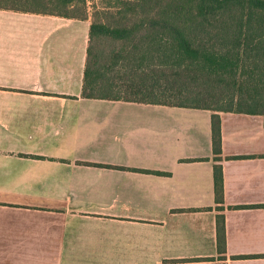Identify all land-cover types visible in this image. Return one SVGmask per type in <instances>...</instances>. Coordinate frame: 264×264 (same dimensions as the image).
I'll use <instances>...</instances> for the list:
<instances>
[{"label":"crops","instance_id":"obj_1","mask_svg":"<svg viewBox=\"0 0 264 264\" xmlns=\"http://www.w3.org/2000/svg\"><path fill=\"white\" fill-rule=\"evenodd\" d=\"M99 2L0 9V264H264V116L82 98Z\"/></svg>","mask_w":264,"mask_h":264},{"label":"trees","instance_id":"obj_2","mask_svg":"<svg viewBox=\"0 0 264 264\" xmlns=\"http://www.w3.org/2000/svg\"><path fill=\"white\" fill-rule=\"evenodd\" d=\"M104 1L92 12L82 98L209 110L219 162L221 113L264 116V0ZM89 8L87 0H0L1 10L84 21ZM214 182L220 205V165ZM217 234L223 256L222 215Z\"/></svg>","mask_w":264,"mask_h":264},{"label":"rangeland","instance_id":"obj_3","mask_svg":"<svg viewBox=\"0 0 264 264\" xmlns=\"http://www.w3.org/2000/svg\"><path fill=\"white\" fill-rule=\"evenodd\" d=\"M89 2L91 3V4H89V6L90 7H92L93 6V0H89ZM104 0H102V2H99V5H100V7H101V5H104Z\"/></svg>","mask_w":264,"mask_h":264}]
</instances>
